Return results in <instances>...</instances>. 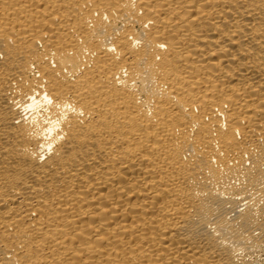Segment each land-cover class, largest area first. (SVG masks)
I'll use <instances>...</instances> for the list:
<instances>
[{
	"label": "bare ground",
	"instance_id": "bare-ground-1",
	"mask_svg": "<svg viewBox=\"0 0 264 264\" xmlns=\"http://www.w3.org/2000/svg\"><path fill=\"white\" fill-rule=\"evenodd\" d=\"M245 239L264 0H0V264H252Z\"/></svg>",
	"mask_w": 264,
	"mask_h": 264
},
{
	"label": "rangeland",
	"instance_id": "rangeland-1",
	"mask_svg": "<svg viewBox=\"0 0 264 264\" xmlns=\"http://www.w3.org/2000/svg\"><path fill=\"white\" fill-rule=\"evenodd\" d=\"M242 195V194H241ZM243 197H241L240 198V209H243V208H245V206L247 207L248 205L250 206L251 204V208H253L254 209V211H256L257 212V209H255V208H257V207H255L254 208V205L256 206V204H257V202H258V200L260 199V194L258 195V193H254L253 195H250V196H247V195H242ZM258 196H260L259 198H258ZM238 197V196H237ZM247 197V198H246ZM254 197V198H253ZM261 200V199H260ZM242 201V202H241ZM244 201V202H243ZM254 203V204H253ZM260 204V203H259ZM243 207V208H242ZM229 215H232L231 213L229 214ZM239 232V231H238ZM232 240L233 239H231V242H232ZM246 241H245V244L248 246V242L251 244H249V246H250V250L252 249V248H255V249H252L251 251H250V254H248V257H247V255H245V258L247 259V260H250L251 261V263L252 264H264V242H262V243H259L258 245H257V247H256V244H254V246H253V244L251 243V241L248 239V242H247V239H245ZM235 244H232V245H235V247H240V242L239 241H233ZM239 245V246H238ZM252 247V248H251ZM258 250H257V249ZM262 249V250H261ZM255 252V253H254ZM254 253V254H253ZM250 255V256H249ZM253 255H255V256H253ZM258 255H259V257H258ZM253 256V257H252ZM254 259H255V261H254Z\"/></svg>",
	"mask_w": 264,
	"mask_h": 264
}]
</instances>
